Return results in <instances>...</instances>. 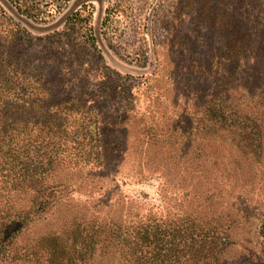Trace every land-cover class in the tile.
I'll return each instance as SVG.
<instances>
[{"label": "rangeland", "instance_id": "obj_1", "mask_svg": "<svg viewBox=\"0 0 264 264\" xmlns=\"http://www.w3.org/2000/svg\"><path fill=\"white\" fill-rule=\"evenodd\" d=\"M0 264H264V0H0Z\"/></svg>", "mask_w": 264, "mask_h": 264}]
</instances>
